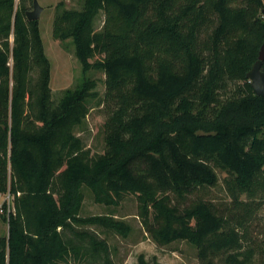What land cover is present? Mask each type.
<instances>
[{
	"label": "trees",
	"instance_id": "trees-1",
	"mask_svg": "<svg viewBox=\"0 0 264 264\" xmlns=\"http://www.w3.org/2000/svg\"><path fill=\"white\" fill-rule=\"evenodd\" d=\"M15 1L0 0V194L15 195L0 264H68L74 247L63 231L104 221L79 218L84 186L156 201L161 192L204 194L218 169L229 204L201 195L181 215L160 204L157 237L195 245L201 264H264V234L251 241L242 231L264 200V96L246 76L264 44V0H83L64 9L55 32L73 39L85 75L58 101L38 20ZM92 69L106 74L105 151L96 157L74 130L97 95Z\"/></svg>",
	"mask_w": 264,
	"mask_h": 264
},
{
	"label": "rangeland",
	"instance_id": "rangeland-1",
	"mask_svg": "<svg viewBox=\"0 0 264 264\" xmlns=\"http://www.w3.org/2000/svg\"><path fill=\"white\" fill-rule=\"evenodd\" d=\"M38 1L43 6L38 23L45 53L51 62L50 86L53 99L58 101L65 89L76 86L85 74L76 55L73 39H62L56 34V19L64 9H82L83 0ZM21 4H24L25 12L33 9V0H16L15 8ZM103 23L104 15L100 14L95 21L96 29H101ZM13 40L11 35V44ZM101 58L103 55L98 54L92 61ZM10 64L13 65L12 58ZM88 75L97 79V95L90 100L85 120L74 130L82 138L84 149L90 157H96L105 151L104 123L107 112L103 99L106 92V74L101 69H92ZM217 171L218 184L206 189L204 194L198 190L183 194L161 192L155 196L156 201L143 199L134 192H125L120 196L110 192L99 196L84 186L79 218L100 217L104 221H73L71 227L63 231L64 238L74 247L68 264H201L195 245L185 240L164 242L158 239V231L166 222V214L160 212L162 210L159 205L163 204L164 211L170 209L175 215H181L188 208H192L201 195L217 205L229 204L231 197L224 183L226 173L220 169ZM3 198V194H0V202ZM112 223H121L122 229H116ZM8 230L9 222L0 214V237L8 235ZM242 231L246 232L251 241L262 238L264 200ZM91 238L103 241L106 247L100 243L94 247ZM217 264H225L224 259H218ZM254 264H261L260 259L257 258Z\"/></svg>",
	"mask_w": 264,
	"mask_h": 264
},
{
	"label": "water",
	"instance_id": "water-1",
	"mask_svg": "<svg viewBox=\"0 0 264 264\" xmlns=\"http://www.w3.org/2000/svg\"><path fill=\"white\" fill-rule=\"evenodd\" d=\"M43 6L38 0H33V9L26 11L28 20H38L40 18ZM264 61V44L262 45L258 59L252 68L247 72V78L251 82L254 92L257 95L264 96V70L262 69Z\"/></svg>",
	"mask_w": 264,
	"mask_h": 264
},
{
	"label": "built area",
	"instance_id": "built-area-1",
	"mask_svg": "<svg viewBox=\"0 0 264 264\" xmlns=\"http://www.w3.org/2000/svg\"><path fill=\"white\" fill-rule=\"evenodd\" d=\"M20 194V193H18ZM4 198L0 202V214H7V218L9 219L10 213L15 214V195L10 191L3 194Z\"/></svg>",
	"mask_w": 264,
	"mask_h": 264
}]
</instances>
